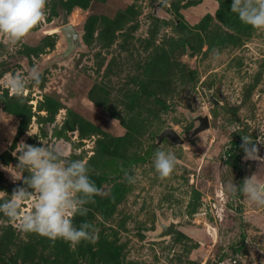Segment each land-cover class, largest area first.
<instances>
[{
  "label": "rangeland",
  "instance_id": "1",
  "mask_svg": "<svg viewBox=\"0 0 264 264\" xmlns=\"http://www.w3.org/2000/svg\"><path fill=\"white\" fill-rule=\"evenodd\" d=\"M230 5L48 0L46 19L20 44L0 38V191L21 185L11 177L22 174L12 155L21 141L63 145L88 162L101 189L73 221L93 223L95 243L73 248L25 234L0 214V253L16 264H264V207L243 196L225 201L223 192L252 174L264 182V160L231 146L248 136L264 157V31L242 24ZM69 24L76 36L63 30ZM35 65L41 82H28L23 103L10 98L9 74L27 79ZM203 115L209 128L193 134ZM167 127L183 143L156 144ZM157 150L177 156L164 180L152 167ZM121 169L138 171L137 183Z\"/></svg>",
  "mask_w": 264,
  "mask_h": 264
},
{
  "label": "clouds",
  "instance_id": "2",
  "mask_svg": "<svg viewBox=\"0 0 264 264\" xmlns=\"http://www.w3.org/2000/svg\"><path fill=\"white\" fill-rule=\"evenodd\" d=\"M47 4L48 0H0V38H6V43L13 48L20 44L46 19ZM230 10L242 24L264 31V0H231ZM220 55L218 49H212L214 60ZM26 76L27 79L22 73L9 74L5 81L10 98L19 103L26 99L28 82H41V66H31ZM229 127L230 135L241 131L236 126ZM28 135L32 136L30 133ZM241 138L240 148L245 160H264L258 155L257 145H262L259 141L243 135ZM12 155L17 158L16 166L22 170V174L11 177L14 182L21 181V185L15 187L11 194L0 191L4 192L0 196V214L9 220H18L17 228L25 234H35L52 242L63 240L73 248L82 241L95 243L98 229L93 223L84 220L77 226L73 222L77 216L86 217V205L101 194V189L91 179L88 162L72 159L61 144L49 146L42 142L36 145L21 141ZM152 167L159 179L169 178L177 167L175 152L157 150L153 154ZM24 170L28 172L26 176ZM121 171L130 185L136 184L140 178L136 170ZM223 192L225 201L243 196L251 205L264 207V182L253 174L244 177L239 184L230 181ZM25 201H29L30 206L22 214Z\"/></svg>",
  "mask_w": 264,
  "mask_h": 264
},
{
  "label": "water",
  "instance_id": "3",
  "mask_svg": "<svg viewBox=\"0 0 264 264\" xmlns=\"http://www.w3.org/2000/svg\"><path fill=\"white\" fill-rule=\"evenodd\" d=\"M63 30L67 34H74L76 36L75 31L71 24L66 25L63 27ZM211 101L213 104H218L219 101L213 97H211ZM209 118L207 115L199 116V125L194 129L193 134H196L202 130H205L209 128ZM165 138H168L170 141L174 142L175 144H181L183 143L182 137L174 130L172 127H167L163 129L158 135H157V142L156 144H159L164 140ZM175 224L174 222H170L169 225L163 224L162 227L164 229V234H172L173 228Z\"/></svg>",
  "mask_w": 264,
  "mask_h": 264
},
{
  "label": "trees",
  "instance_id": "4",
  "mask_svg": "<svg viewBox=\"0 0 264 264\" xmlns=\"http://www.w3.org/2000/svg\"><path fill=\"white\" fill-rule=\"evenodd\" d=\"M241 143H242V142H238L237 140H232V141H231V146H232L233 149H234V148H235V149L238 148V150H242V149L240 148ZM230 156H231V154H230ZM228 162H229V164H232V166H233V163L231 162V159H230ZM0 259H1L5 264H16V262H15L12 258H10L9 256H7V255H5V254H2V253H0Z\"/></svg>",
  "mask_w": 264,
  "mask_h": 264
}]
</instances>
